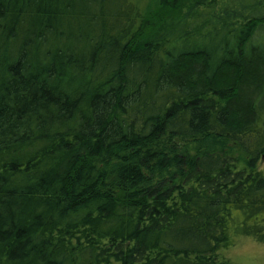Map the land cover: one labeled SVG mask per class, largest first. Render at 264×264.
Wrapping results in <instances>:
<instances>
[{
    "label": "trees",
    "instance_id": "trees-1",
    "mask_svg": "<svg viewBox=\"0 0 264 264\" xmlns=\"http://www.w3.org/2000/svg\"><path fill=\"white\" fill-rule=\"evenodd\" d=\"M263 34L264 0H0V264L264 244Z\"/></svg>",
    "mask_w": 264,
    "mask_h": 264
},
{
    "label": "rangeland",
    "instance_id": "rangeland-1",
    "mask_svg": "<svg viewBox=\"0 0 264 264\" xmlns=\"http://www.w3.org/2000/svg\"><path fill=\"white\" fill-rule=\"evenodd\" d=\"M257 33L259 35L263 32ZM261 37L264 44V34ZM263 167L264 161H261L259 168ZM223 254L232 264H264V244L256 243L249 238L236 239L234 246Z\"/></svg>",
    "mask_w": 264,
    "mask_h": 264
}]
</instances>
